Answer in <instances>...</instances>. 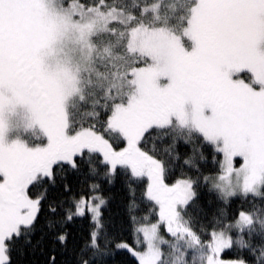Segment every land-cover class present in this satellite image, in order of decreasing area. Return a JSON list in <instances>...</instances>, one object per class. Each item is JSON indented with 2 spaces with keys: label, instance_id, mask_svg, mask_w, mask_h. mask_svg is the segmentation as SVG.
<instances>
[{
  "label": "snow or ice",
  "instance_id": "6c2138e0",
  "mask_svg": "<svg viewBox=\"0 0 264 264\" xmlns=\"http://www.w3.org/2000/svg\"><path fill=\"white\" fill-rule=\"evenodd\" d=\"M0 264H264V0H0Z\"/></svg>",
  "mask_w": 264,
  "mask_h": 264
}]
</instances>
